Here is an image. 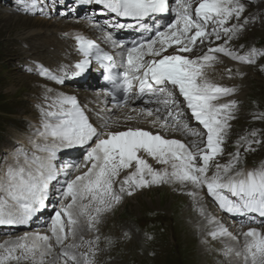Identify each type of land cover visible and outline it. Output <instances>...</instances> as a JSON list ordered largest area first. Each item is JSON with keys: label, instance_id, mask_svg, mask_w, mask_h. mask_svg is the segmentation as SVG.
I'll use <instances>...</instances> for the list:
<instances>
[{"label": "snow or ice", "instance_id": "6c2138e0", "mask_svg": "<svg viewBox=\"0 0 264 264\" xmlns=\"http://www.w3.org/2000/svg\"><path fill=\"white\" fill-rule=\"evenodd\" d=\"M92 3L93 0H83ZM111 13L119 17L142 21L151 16H164L174 11L171 23L154 33L147 42L134 43L130 47L114 42L121 49L123 81L118 85L125 93L124 106L129 98L151 97L154 109H132L141 116L155 117L153 125L171 129L180 126L182 112L179 110L183 97L191 116L206 130V140H194L191 145L177 139H167L141 128L125 131H98L85 112L80 108L74 96L61 94L49 108L55 111H43L42 127L37 131L38 138L50 143L36 144L31 155L19 149L13 165H9L0 180V225L17 226L29 223L36 213L46 207L50 185L61 174L54 161L57 153L64 148L76 146L87 148L84 164L75 165V170L86 168L80 175L66 183L59 190L62 200H70L54 212L49 231L51 235L39 233L29 237L24 235L16 241L0 244V264L31 260L33 264H45V257L53 251V242L60 246V255L64 264H94L99 236L93 241L81 244H69L75 241L81 227V218L88 230H96L101 216L111 211L125 195L132 196L136 191L162 184L191 185L195 189H205L209 196L218 202L220 208L230 214L258 213L264 217V166L252 171L236 169L240 154L237 152L227 164L213 163L217 156L223 155V144L229 120L233 119L232 110L235 101L218 103L234 89L212 83L206 70L219 62L217 54H223L241 63H254L255 57L264 55L253 48L245 55L230 50L226 46L207 47L203 55L190 58L183 53H191L197 46L211 40L227 38L226 43L236 38L249 21L241 17L246 10L242 0H94ZM174 2L175 9L171 8ZM235 20L236 23H230ZM125 27V25H118ZM79 51L84 59L75 64L69 74L53 75L42 68L40 74L62 84L64 79L82 74L91 64L92 50L97 46L90 39L75 37ZM106 39L112 40L111 35ZM172 49V51H169ZM99 61L101 57L96 56ZM103 59L114 60L112 55L103 54ZM109 72L111 69L109 68ZM113 79L112 76L108 77ZM138 88V92L135 89ZM118 107L120 105H117ZM163 110V118L161 112ZM179 130H187L192 136L201 133L188 129L187 125ZM201 144L204 146L202 147ZM251 150V144H249ZM38 153H46L39 155ZM144 153L156 163L163 165L162 170L153 168L140 154ZM215 169L209 176V171ZM131 171L120 181L119 189L115 184L122 171ZM236 169L235 175H228ZM65 176L68 175L64 171ZM227 192L231 197L224 193ZM195 197L196 191L187 193ZM211 222H214L211 221ZM213 239L231 236L226 228L219 227L210 233ZM245 244L242 251L236 253L243 264H264V233L251 228L243 233ZM235 239V237H233ZM88 246L87 252L78 257L68 249ZM232 250L226 249L225 255ZM19 253V254H17Z\"/></svg>", "mask_w": 264, "mask_h": 264}, {"label": "rangeland", "instance_id": "374dc122", "mask_svg": "<svg viewBox=\"0 0 264 264\" xmlns=\"http://www.w3.org/2000/svg\"><path fill=\"white\" fill-rule=\"evenodd\" d=\"M6 1L7 0H0V109L18 115L17 118H15L14 115L6 117L7 120L9 118L13 119H10L5 125V132L6 130H12L18 134L17 131L21 130L22 127L25 128L22 124L24 123L23 115L30 111L27 102L29 96L25 93L28 91H35L37 88V80L31 75L22 73L17 67V62L18 60L20 61L22 57L21 52L26 42V39L22 38L26 36L27 32L30 30L29 28L34 26L35 20L43 18L33 13L26 14L25 11H23L21 7L16 6L15 3L7 6L8 3ZM20 1L23 2L27 9L32 10V0ZM14 8L18 9L20 12L14 11ZM5 16H20L21 19H25L26 21L29 20L32 24L24 23L25 25L13 24L10 26L9 24L12 23L13 18H6ZM140 155L143 156L149 164L155 161H152L153 159L146 154L144 155V153ZM158 165L159 167L155 168L157 170H161L164 167L163 165ZM152 166L156 167V164L153 163ZM130 171L131 170H128L127 172L129 173ZM126 175L127 173L125 176ZM174 190L175 189L172 187H165L162 189L152 188L149 191H144L133 198H129L113 213L100 221L96 226L95 235L99 236L100 240L103 241L104 245L108 248V250L103 251L101 264H111L114 259L123 260V263H127L138 258V260L144 263L147 261L146 257L151 260V264H170L171 255H165L160 251L157 258L156 254L152 258L149 257L148 254H146L144 258L140 257L142 253H138L136 249L138 245L144 246V240L142 241L141 238H136L129 244H122L118 241L121 237V232L127 224H145L146 221L155 222L156 225H154L153 228L157 231L160 230L161 234L168 233L169 238L174 241L176 247L179 245L182 248L184 247V249L187 248L189 252V249L195 242L190 238L183 224L185 219L183 216L186 215H183L185 200L182 196L175 193ZM158 223H160L161 226H159ZM112 242L114 245L115 243L121 244V248L118 247L115 249L113 244L111 245ZM101 246L102 243L100 241L98 244L92 245V247L98 249ZM113 250L114 252H112ZM51 257L52 262L48 261L45 262V264L59 263L56 252L55 255L53 253ZM186 259L192 263L191 251L188 253ZM98 260V255L96 254L94 264H100ZM81 263L83 264V262ZM9 264H16V262L12 261ZM19 264H25V261H21Z\"/></svg>", "mask_w": 264, "mask_h": 264}, {"label": "bare ground", "instance_id": "6f19581e", "mask_svg": "<svg viewBox=\"0 0 264 264\" xmlns=\"http://www.w3.org/2000/svg\"><path fill=\"white\" fill-rule=\"evenodd\" d=\"M5 17L13 18L12 23L9 24L10 26L13 24L14 25L24 24V23L32 24V22L30 23L29 20L26 21L25 19H21L20 16H5ZM34 22H35L33 24L34 26L32 28H29L30 30L27 32V34L25 33L26 36L23 37L22 39H27L30 37L31 39H36L37 41H39V38H41V36H43L44 38L49 36L48 38H46V40L45 39L43 40V43L48 45V43L50 44L52 40L56 38H57V43L62 44L61 43L62 41L58 39L59 34L67 35L71 37H76L77 35H81V36L88 35V32H87L88 28L86 27V24L77 19L62 20L59 22L58 21H47L44 19H37ZM111 117L113 120V124H111L108 127L107 131L118 132V131H125L128 129H133V128H141L143 130L150 131L153 134L158 133L167 139H177V140L183 141L182 138L179 135H177L175 132L171 130H162L159 123H157L156 125H153L152 120L155 119V117L141 116L137 112H134L130 109L129 110H113L111 112ZM11 241L12 240L8 239V240H5L4 242H11ZM52 254L53 253L50 254V257L49 256L45 257L48 259L49 262H52L51 261Z\"/></svg>", "mask_w": 264, "mask_h": 264}]
</instances>
